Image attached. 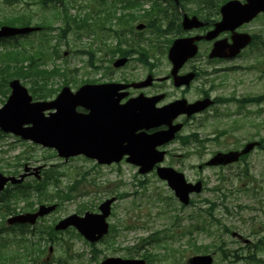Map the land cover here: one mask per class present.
Instances as JSON below:
<instances>
[{"label": "rangeland", "instance_id": "rangeland-1", "mask_svg": "<svg viewBox=\"0 0 264 264\" xmlns=\"http://www.w3.org/2000/svg\"><path fill=\"white\" fill-rule=\"evenodd\" d=\"M65 1L71 2V13L80 11L81 14L91 13L89 4L94 5L95 2L94 0ZM83 4L86 7L80 9ZM194 7L192 2L183 6L187 12H192ZM20 13L31 15V25L40 22L41 18L47 19L55 26L59 25V21H53L54 12L51 7L43 9L37 4H27L25 1L6 5L0 1V23ZM14 24L20 25L21 22ZM244 29L254 34L257 39L245 48L238 59L224 64V68L236 65L239 69L218 76L229 77L238 82L242 92L247 95L264 94V46L259 45V41L264 42V16L252 20ZM47 34H52L51 44L57 43L55 33ZM187 34L188 32L175 30L172 24L168 34L159 40L155 39L154 47L146 56L149 65L153 62L155 64L151 72L157 76L167 72L168 65L163 54L167 40L172 41L178 36ZM45 36V31L33 32L7 42H0V51L5 52L11 47L19 51L35 48ZM136 37H141L142 45L147 46L144 38L150 37L149 29L146 28ZM116 42L114 37H105L101 31L95 30L93 34H81L80 37L77 31L70 32L59 43L58 57L50 58L45 66L51 68L57 65L63 69L62 73H57L53 77V81L60 87L66 81L72 90L92 80L116 81L122 77L145 76L150 72L146 66L137 61V56L122 68L114 69L110 60L112 54L106 50L113 48ZM86 49L92 51L94 60L101 63L102 69L88 66V56L78 53ZM1 80H3L2 76ZM1 82L0 107L9 94V89L3 81ZM22 83L29 90V83L23 81ZM248 110H252V107ZM257 122L264 123V112H261ZM250 123L247 120V138L253 135ZM199 125L202 126L199 129L202 137L203 134L210 133L212 124L207 119L201 121ZM260 134L264 136V127L260 130ZM216 147L218 146L211 144V147H208L209 152ZM8 148L10 149L6 154L0 153V155L9 159V162H14L15 157L27 152L23 157H31V159L24 163L34 167L44 166L43 172L52 166L60 174L59 184L49 185L47 194L61 192L59 195H63L69 193L67 188L69 185L75 187L69 199L59 200L53 196L52 202L57 204V208L41 220L44 225L54 223L73 213L81 215L85 211L97 212L98 205L105 198L116 197L111 205V212L106 218L109 231L101 241L89 245L82 236L76 234V231L60 232L52 243L44 240L45 249L51 246L52 252H45L41 260H46L48 257L46 261L50 264H98L97 261L105 255L125 256L128 254V249L133 251L132 247L143 252L142 249L146 244L143 246L142 244L166 239L162 244L145 246L157 258L154 261L151 259L150 262H153L150 264H185L190 256L202 253H213V264H264V151L254 150L247 156L245 163L224 169H205L199 172L190 168L196 163L194 157L186 160L184 165L174 164L173 167L182 171L188 180H193L195 177H202L205 180L204 190L192 195L191 203L182 206L164 181L155 174H138L137 168L125 161L115 165H98L82 155L64 161L52 149L43 148L29 141H21L17 136L6 133L0 137V150ZM18 171H22V166ZM27 181L33 182L32 177ZM8 188L11 190L12 186ZM36 203L34 207H37ZM25 205V202L19 203V206ZM205 210H210V215H207ZM1 212L0 226H6L7 217ZM197 226H202L203 230ZM224 227L230 231L225 232ZM1 233L5 235L10 231L5 228ZM232 233H235V236ZM7 240L6 236L0 239V253L11 257L13 247L12 244L7 245ZM219 248L225 252L224 257ZM132 254L136 252L133 251ZM30 260L29 258V263ZM29 263L22 261L19 264ZM0 264H15V262L0 258Z\"/></svg>", "mask_w": 264, "mask_h": 264}, {"label": "water", "instance_id": "water-1", "mask_svg": "<svg viewBox=\"0 0 264 264\" xmlns=\"http://www.w3.org/2000/svg\"><path fill=\"white\" fill-rule=\"evenodd\" d=\"M259 12H264V0H230L221 6L222 18L215 24L213 30L204 37L196 36L174 40L169 49V59L173 62L174 73L179 66L196 52L195 41L201 38L212 39L220 31H233L237 26L250 21ZM202 22L195 16H184L182 26L185 29L201 26ZM138 29L143 24L136 26ZM35 27H0V38L25 34L36 30ZM251 40L246 33H233L232 43L215 42L210 56L232 57ZM126 62L125 58L117 59L114 66L118 67ZM11 89L5 104L0 108V129L11 132L24 140H30L43 147L54 148L58 155L67 159L70 156L83 154L96 159L99 163L118 162L126 154L127 161L139 167L140 173L148 172L155 163L162 161L163 152H158L155 146L171 140L181 124H170L165 131L150 135L138 129L148 128L162 122L171 123L179 113L197 112L208 105L206 101L185 105V102L170 104L159 110L153 108L155 99L151 103L141 98H134L120 105L123 94L118 93L119 84L83 85L75 92L69 87H63L55 99L51 101H31L27 89L18 79L9 82ZM84 106L90 111L83 114L76 110L77 106ZM45 115L46 110H52ZM255 144L248 143L242 153L248 152ZM235 154H217L207 162L208 165L225 164L234 161ZM40 166L24 167V173L18 178L5 176L0 173V191L9 181L20 183L28 174L39 176ZM32 170L31 173L27 171ZM158 176L166 180L174 191L178 200L187 204L189 194L200 191V182L192 185L184 179L182 173L171 167H157ZM114 198H109L99 205V213L85 212L83 216L71 214L61 219L54 227L55 230H64L69 226L75 227L89 242L99 240L108 230L106 217L110 213V205ZM56 205H40L34 213L18 214L7 219L9 224H34L40 216L46 215L55 209ZM141 259H122L111 257L101 264H144ZM189 264H211V255H195L188 259Z\"/></svg>", "mask_w": 264, "mask_h": 264}, {"label": "flooded vegetation", "instance_id": "flooded-vegetation-1", "mask_svg": "<svg viewBox=\"0 0 264 264\" xmlns=\"http://www.w3.org/2000/svg\"><path fill=\"white\" fill-rule=\"evenodd\" d=\"M179 8L182 10L181 7ZM184 14L196 16L204 22L202 27L188 31V34L185 36L203 35L213 29L215 22L220 19L216 5L206 3L202 6H195L192 12L182 11L180 13V20L179 15L175 14L176 21L174 25L176 27L180 24ZM216 18L218 19L216 20ZM243 27L244 25L239 27L237 32H245ZM230 38V32H223L217 35L212 41L201 40L197 43L196 54L183 63L178 70L179 75L191 74V79H188L186 83H178L180 82L179 77L169 75L171 64L166 60L169 69L162 76L147 72L145 76L122 77L116 81L92 80L90 82H84V84L103 82H116L123 85L129 84V87L121 91L126 92V96L120 103H124L137 96L147 98L158 96L153 103L154 109H160L169 103L179 100H184L186 103H194L204 99L208 100L209 105L203 111L189 116L181 114L174 119L173 123H181L182 128L176 133L173 141L157 147V150L164 152L161 165L168 167L178 163L184 165L186 160L194 157L196 158V163L195 165H191L190 168L197 169L199 172H203L205 169H224L238 166L245 163L247 159V155L242 154L241 151L248 142L257 143L256 147L252 150L264 151V136L260 134V130L264 124L257 122V118L261 112H264V98L262 94L247 95L242 92L243 90L238 82H235L229 77L218 76L224 72H230L224 68V64L230 62V60L210 57L209 53L215 41L224 39L229 43ZM82 52L90 60L94 58L92 52L85 50H82ZM126 57L131 62L133 55L130 54ZM140 62L148 69L150 68V65L144 62V59ZM148 75H151L150 79L147 78ZM249 107H252V110H248ZM79 110L82 113L87 112V109L84 107H80ZM205 119L212 125L210 133L207 135L203 134L202 137L199 132L202 126L199 124ZM247 120L251 122L250 127L253 129V135L249 138H247L246 131ZM166 128L167 124L162 123L157 126H152L145 131L150 134L165 130ZM211 144H215L218 147L209 152L210 149L208 147H211ZM231 153L238 155L234 162L226 165L205 166V163L214 155ZM151 173L154 174L155 171L153 170ZM198 180L201 181L204 190L205 180L202 177H195L191 181L194 183Z\"/></svg>", "mask_w": 264, "mask_h": 264}, {"label": "trees", "instance_id": "trees-1", "mask_svg": "<svg viewBox=\"0 0 264 264\" xmlns=\"http://www.w3.org/2000/svg\"><path fill=\"white\" fill-rule=\"evenodd\" d=\"M19 1V0H2L4 4L12 5L13 2ZM26 3H35L39 5L42 8H45L48 4L52 3L53 1L56 2L54 4L55 7H57V3L59 2L62 6L61 11L55 10V16L56 20L60 21V25L56 28L57 29V38L58 41H61L66 37V34L68 31H71L73 29H77V32H80L83 29H88V17H81L79 13L77 14H70L68 9L63 3V0H23ZM125 5L124 8L130 9L131 7L136 8H142L143 3L141 1L143 0H124ZM151 2L150 6L152 7L151 10L145 11L143 13V17L138 16L137 13H134L133 11H130L128 13H121L116 19H117V25L118 27L114 29V33L117 37L121 38L124 33L131 31L132 28V22L137 19L138 17H141L143 19H146L149 22L148 27L150 29H157V21L160 19V16H157L161 13H163V9L160 8V5L158 4V0H144ZM115 2L112 4V6L108 9L104 10V16L100 17L99 14L97 16L99 17L97 26L99 29H102L105 27L107 23L111 22L112 16H115ZM155 15V16H153ZM155 17V18H153ZM30 15L29 14H17L14 17H11L8 20H5L1 22L0 24H12L14 25L15 22H21L20 25H28L30 24ZM39 26L41 25L42 29H54L53 24L48 23L46 19H43L42 22L37 23ZM157 32V30H154ZM59 43V42H58ZM138 43V42H136ZM49 46V48H48ZM48 48V49H46ZM50 51L52 56H58L59 54V47L58 44H53L50 46V37H43L38 42V47H31L26 50L19 51L13 47L8 48L7 52L2 55L5 57V61H3L1 65L0 71H2L6 75V79L4 81L6 82L5 85L7 86V82L11 77H17L23 80H26L29 83V90L32 93V95L36 98H42L45 99L47 97L52 96L59 88L58 85H55L53 83V77L57 73H62V69H60L58 66H52V68H48L44 65V61L46 57L49 55L47 51ZM121 54V49H117ZM115 51H111L112 54H114ZM1 57V56H0ZM42 60V61H41ZM66 83V82H64ZM50 85V87H48ZM2 136V134L0 133ZM7 153V150H2L0 153ZM24 153L27 154V152H23V154L15 157L16 161L13 164L9 162V159H4L2 156H0V171L4 170L7 173L15 174L17 173V167L21 166L24 161H27L30 158L23 157ZM58 173L54 169V167H51L46 171V176L42 181H37L35 184L33 183H21L16 186V190H6L3 193L0 194V211L3 215H9L17 213L18 211H28L32 210L34 208V203H41L43 201H51L53 196H55L59 200H65L71 198V192L72 190H69V193H65L63 195L61 192H58L56 194H47L46 190L49 185L56 186L58 185L59 178ZM71 189V188H70ZM34 195H35V202H34ZM60 197V198H59ZM20 202H25V206H19ZM19 209V210H18ZM199 228H201L199 226ZM10 233H7L3 235L0 232V238L2 237H8L7 245L12 244L11 247L13 249L11 250V257L9 256H3L0 253V258L5 260L14 261L15 264H19L20 261H26L29 264H48L41 261V256L44 255L46 252V249L44 247V244H42L41 239H48L51 242L55 240L56 233L52 229V225H44V224H37L33 226H29L27 224L22 225H14L12 227L7 228ZM202 229V228H201ZM45 235V236H43ZM11 236V237H10ZM37 238V239H36ZM152 244V243H149ZM221 250V255L224 257L225 252L222 248H219ZM128 253H131V250L128 251ZM148 253V252H147ZM146 253V254H147ZM144 254V256H146ZM21 256V257H20ZM23 257V259H22ZM21 261V262H22ZM253 261V260H252ZM257 261V260H256Z\"/></svg>", "mask_w": 264, "mask_h": 264}]
</instances>
